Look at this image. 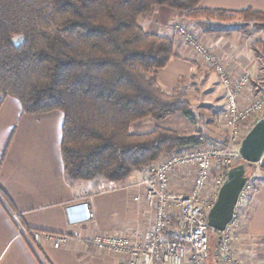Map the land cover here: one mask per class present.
<instances>
[{
    "label": "trees",
    "instance_id": "1",
    "mask_svg": "<svg viewBox=\"0 0 264 264\" xmlns=\"http://www.w3.org/2000/svg\"><path fill=\"white\" fill-rule=\"evenodd\" d=\"M200 1L0 0V94L18 100L25 114H63L60 154L70 185L121 182L163 154L227 144L163 127L130 132L147 118H193L184 93L191 76L178 77L171 93L161 89L158 70L173 56V43L144 31L140 16L163 7L191 21L264 23V13L203 9ZM252 48L264 62V43ZM0 200L13 209L1 190Z\"/></svg>",
    "mask_w": 264,
    "mask_h": 264
},
{
    "label": "crops",
    "instance_id": "2",
    "mask_svg": "<svg viewBox=\"0 0 264 264\" xmlns=\"http://www.w3.org/2000/svg\"><path fill=\"white\" fill-rule=\"evenodd\" d=\"M198 7L264 13V0H201ZM175 20L188 25L195 38L218 55L232 77H249L245 97L264 88L263 63L252 48L257 41L264 43V23L243 21L245 25H238L240 19L230 23L191 21L179 12L155 7L140 19V25L146 32L167 37L173 43V56L158 70V84L165 93L172 92L178 77H190L197 68L209 70L172 30ZM242 26L255 31L250 33ZM62 123L63 114L58 110L25 114L18 100L0 94V190L13 207L0 200V264H119L118 256L95 250L87 239L98 233L121 234L139 246L152 227L154 216L139 186L141 170L114 183L115 188L106 193H98L91 183H68L60 154ZM187 179L185 170L173 175L172 187ZM252 183L254 190L238 230L240 240L235 253L243 264H264V168L255 169ZM135 195L141 197L138 202L133 200ZM86 200H90L94 213L91 221H86L83 214L82 203ZM6 208L16 213L26 228L67 234L70 242L58 249L38 244L41 263L18 236ZM216 256L206 258L205 264H220Z\"/></svg>",
    "mask_w": 264,
    "mask_h": 264
},
{
    "label": "built area",
    "instance_id": "3",
    "mask_svg": "<svg viewBox=\"0 0 264 264\" xmlns=\"http://www.w3.org/2000/svg\"><path fill=\"white\" fill-rule=\"evenodd\" d=\"M172 30L204 60L225 90L221 123L226 130L227 144H204L177 153H167L158 164L143 169L145 171L139 186L142 198L154 218L141 244L134 246L127 236L113 233H98L87 239L95 250L118 256L119 264H205L210 241L207 214L225 180L226 171L241 162L238 149L242 139L254 122L264 116V90L257 89V93L245 97L250 86L246 74L232 77L218 55L198 41L186 25L174 21ZM179 167L195 168L192 188L186 193L172 187L173 175L170 174ZM114 188V182H103L97 192L106 193ZM253 190V183L247 177V182L238 194L232 219L220 233L218 251L223 264H243L236 256L235 245L240 240L238 230ZM140 199L137 195L133 197L136 202ZM82 209L85 220L91 221L94 213L90 200L82 203ZM6 211L18 236L41 263L38 244L46 243L58 249L71 240L67 234L28 229L20 223L16 213L8 208Z\"/></svg>",
    "mask_w": 264,
    "mask_h": 264
},
{
    "label": "rangeland",
    "instance_id": "4",
    "mask_svg": "<svg viewBox=\"0 0 264 264\" xmlns=\"http://www.w3.org/2000/svg\"><path fill=\"white\" fill-rule=\"evenodd\" d=\"M161 8H163V7H161ZM165 9H167V8H165ZM151 12L148 14L140 16V18L138 19V24L143 30H144V28L142 27V24L140 25V19L143 16L150 15ZM237 19H239V18H237ZM175 21H178V23L180 25H185V23L181 22V20H175ZM243 21L244 20L240 18V23H238V25H245L243 23ZM186 26L188 28V25H186ZM242 27H243V30H245L246 27H244V26H242ZM238 28H239V26H238ZM246 29H249L250 33L255 31L254 28H252V27L246 28ZM245 31H247V30H245ZM259 32H260V30H259ZM19 40H20V37L15 36L12 39V42L17 44L19 42ZM261 53L262 52H259L258 54L261 55ZM262 63H263V67H264V62L262 61ZM211 72L213 73V71L211 69L206 70L204 68L203 69L197 68L196 72L193 74V76H191V79H189V82L185 88V92H184L185 96L191 104V111L193 114L192 120H189L184 115L179 114V113L170 115L167 118H165L164 120H160V121L152 119V118H147V119L141 120V121L133 124L130 128V132L132 134H140V133L149 132V131L153 130L155 127H163V128L175 131L180 136H190V135L201 134L204 136L205 135L210 136V138L216 139L219 142H222L223 140H225V134L226 133H225V131H224L225 129L222 125L223 123H221V120L223 119V115H222L223 103L222 102H223V98L225 100V95H224V92L222 90L223 88L221 89L219 86L220 82H219L218 77L214 73L212 74ZM214 76H215V78H214ZM247 127L250 128L249 126H247ZM211 134H213L216 137H212ZM177 152H179V151H172L169 153H177ZM165 155L166 154L161 155L157 160H155L154 162L142 167L140 170L142 172H144L145 170H143V169L145 167H150V166H154L155 164H158L159 160L164 159L163 156H165ZM262 161H264V159H262L260 161V163L253 166L252 171H250L249 177L247 175V177L252 182H253V175L255 173V169L261 168L260 165H261ZM184 170L186 171V174L189 176V179L183 181L181 184L176 185L175 188L174 187L173 188H174V190L186 193L192 188V183H193V179L195 176V168L194 167H186V168L179 167V168L175 169L174 171H172L170 175H176V174H178ZM83 182L91 183L92 185H97L96 191H98V187L101 184H103V182H105V181H100L98 183H95L94 181H83ZM83 182H79V183H83ZM211 182H212V178H211L209 184ZM210 186H211V184H210ZM209 235H210V241H209V245H208V251L209 252H208L207 258H209V257L211 258V257H213L214 254H217L216 257L219 259V263L223 264L221 261L222 255L218 251L219 250L218 235L212 229H210Z\"/></svg>",
    "mask_w": 264,
    "mask_h": 264
},
{
    "label": "water",
    "instance_id": "5",
    "mask_svg": "<svg viewBox=\"0 0 264 264\" xmlns=\"http://www.w3.org/2000/svg\"><path fill=\"white\" fill-rule=\"evenodd\" d=\"M238 152L242 162L226 171L225 180L206 217L209 228L218 233V241L232 219L238 194L247 182V169L260 163L264 155V116L246 133Z\"/></svg>",
    "mask_w": 264,
    "mask_h": 264
}]
</instances>
